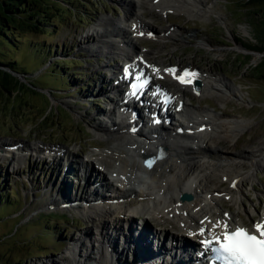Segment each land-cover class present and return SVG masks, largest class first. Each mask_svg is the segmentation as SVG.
<instances>
[{
    "label": "bare ground",
    "instance_id": "6f19581e",
    "mask_svg": "<svg viewBox=\"0 0 264 264\" xmlns=\"http://www.w3.org/2000/svg\"><path fill=\"white\" fill-rule=\"evenodd\" d=\"M144 1L149 3L152 11H158L163 15L171 11L180 14L183 13L182 10H187L188 13H185H190L189 15L200 13H195L194 6L190 4V1H193L197 7L196 0H131L136 7L132 12L133 16L128 15L129 18L126 16L120 20L122 26H115L116 23L119 24L117 21L104 18L103 23L110 26L112 31L107 33L104 29L99 30L97 33L99 38H108L96 42L98 46L91 47L93 50L90 48L92 51L89 52L95 55L101 49L99 53L121 57L128 63L130 69L134 68L151 75L152 88L145 94L147 95L145 105L155 111L145 113L139 108L131 107L133 98L130 90L124 88L125 86L118 87L115 102L109 106V111L113 114L111 118L109 117L110 123L108 122L105 127L98 122L94 124V131L106 142L107 150L92 152L78 163V160L74 162L72 152L55 147L47 152H50L48 156H56L55 158L64 161L62 175L57 172L58 162H46L45 165L49 166L42 164V167L34 168L32 170L34 172H31L32 177L43 188L37 197L40 195L50 197L45 204L70 203L76 208L87 205L77 211L89 224L93 223L97 234L84 232L74 240L75 245L70 242L67 248L69 258L67 264H193L196 259L193 249H197L196 255L202 250L200 243L202 238L222 235L225 231L224 224L228 225V230L244 228V221L239 213L234 212L231 220H228L222 212H215L209 208L208 202L224 206L223 201L228 202L233 194L240 199L246 197V185L254 180V172L264 170V147H255L256 150L251 154H232L231 151L226 152L223 150L227 149H222L226 141L218 136L225 135L224 137L230 140L231 134L245 131L247 127L245 124L227 113H212L208 106L189 105V102L193 101L190 100L191 87L179 84L174 79L176 75L166 71L173 68L146 59L147 51L138 46L144 40L146 30L153 24L143 15L141 6L145 5ZM112 26L119 27L120 30H115ZM160 34V41L172 37L169 31L164 30ZM132 47L137 50L133 51ZM105 66L110 67L111 64ZM121 67L125 70L123 66ZM191 69L196 73L194 79L201 82V90L197 92L198 98L194 101L201 104L209 91L222 92L224 89L236 96V89L223 75L196 66ZM124 81L125 78L122 76L118 83L123 84ZM154 86L161 87L160 91L167 90L171 93L176 98L175 105L183 104V114H188L185 115L188 116L187 126L182 122L174 124L178 118L175 115L168 117L171 121L166 122L172 125H168L167 128L156 124V120L162 115L160 111L163 105H160L159 97L152 95L155 92ZM223 99L222 96L219 97V100ZM212 107L217 109L214 104ZM147 114L150 115L146 117ZM154 114L160 115L159 118ZM179 117L187 121L183 115ZM104 121L107 122L108 119L105 118ZM96 124H100L98 125L100 127ZM161 131L166 137L159 136ZM258 138L259 135H256L252 141L246 142L245 139L241 143L248 147L254 146ZM2 147L0 144V159H3ZM30 149L40 156L45 154L37 143L28 142L16 144V147L10 146L5 153L13 160L19 161L26 158ZM40 150L44 153H39ZM158 150L164 151L167 157L159 161L152 170L145 169L142 162L147 159L144 155L157 154ZM245 163L249 165L245 167ZM80 164L82 177L78 187L69 183L72 188L70 190L66 188L64 182L68 180L67 175L79 169ZM93 166L99 175L95 176L93 171L91 172ZM145 175L150 179L148 183L141 179ZM112 177L117 178L119 187L112 186V190H109L108 181ZM226 183L229 184L228 187ZM133 188L138 190L134 191ZM185 193L191 194L194 199L191 202H182L180 197ZM99 201L101 203H98ZM202 212L206 213L205 217L200 215ZM245 214L249 218L253 217L252 211L245 210ZM138 218L142 220V226H136L135 220ZM262 219L264 212L258 213L256 222ZM149 221L161 223L162 228H158L156 232L151 231L148 227ZM201 229L205 230L204 235H201Z\"/></svg>",
    "mask_w": 264,
    "mask_h": 264
},
{
    "label": "rangeland",
    "instance_id": "374dc122",
    "mask_svg": "<svg viewBox=\"0 0 264 264\" xmlns=\"http://www.w3.org/2000/svg\"><path fill=\"white\" fill-rule=\"evenodd\" d=\"M74 1L76 0H71V2ZM143 3H145L141 6L143 15L154 25L151 26L159 31L167 27L173 35L171 39L163 41L160 39L141 41L138 47L147 51L148 61H155L164 67L176 68V70L179 67L191 68L193 66L199 69H210L215 74L223 75L236 89V96L226 92L225 89L222 92L209 91L205 94V99L201 104L194 101L198 98L195 89L190 88L189 91L190 100H193L189 102V105L208 106L212 113H227L247 126L244 132L231 134L232 139L230 140L225 138V135L218 136L226 141L222 149L227 150L223 151H231L232 154H251L256 150L255 147H264V84L259 83L254 74L247 72L248 69L257 70L264 55L242 49L235 39L241 38L242 41H247L250 35L254 34V27L259 25V20L252 15L255 12L253 8L246 6L241 0H196L197 7L193 1H190V4L194 6V12H200L199 14L188 16L186 14L188 11L182 10L183 13L180 14L171 11L163 15L158 11H152L149 3L145 1ZM85 4L91 7L92 15L89 22L86 24L78 22L74 17L76 11L68 3L70 13H67V19L70 21L67 25L61 24L54 29L57 37L48 36L46 38L53 48L57 46L62 49L63 46H72L74 54L69 55L67 59L59 55L61 62H83V65L74 71L87 75L81 81L86 82L88 79L90 88L86 87L83 93H79L80 97L69 95L63 98V95L59 93V96L55 97L53 92L48 90L41 91L24 85L19 87L13 81L7 85L0 77V143L4 145L3 159H0V182L8 183L7 185L13 186L18 192V195L12 194L15 197H12L13 200L18 201L17 207L7 209L3 215H0V264H67L69 243L72 242L71 244L75 245L74 240L84 232L96 233L92 226L93 223L89 224L77 211L78 209L74 208L75 211H69L73 214L68 216L59 213L49 216L51 212L45 213L49 212L48 210L52 207V205L45 204L50 197L48 195L37 197L43 188L32 177L31 172L36 165L39 169L44 162L48 163L49 160H45L43 155L31 159L35 157L32 154L31 157L16 161L10 155L5 154V150L10 146H16L21 142L37 143L44 150L49 147H62L72 152L76 157L74 162L76 159L87 158L92 152L107 150L106 142L95 133L94 124L98 122L105 127L111 121L109 117L111 118L113 114L108 113L107 109L114 101V95L110 86L117 79L107 78L110 74H106V71L116 72L121 76L122 58L99 53L101 49L97 54L92 55L89 50L91 47L96 48L98 45L95 43L99 40L108 38H99L97 34L99 30L104 29L107 33L112 31L110 26L103 23L104 18L117 21L119 24L116 23L115 26H122L120 20L122 21L126 16L128 18L133 16L132 12L136 7L131 0H89V3ZM91 12L88 11L89 14ZM112 28L119 29L113 26ZM214 28L218 30V38L208 39L206 32ZM27 37L38 41L44 40L46 36L29 34L28 36L23 35L21 39L25 40ZM213 40H217V43ZM85 45L88 46L83 48ZM131 49L135 51V48ZM249 55H251V61L248 60ZM108 63L111 64L110 67L105 66ZM36 74H44V72L39 71ZM36 78L37 76L34 77ZM16 79L23 84L26 82L20 76H16ZM31 83L36 84L34 80H31ZM124 85V82L120 84V88ZM39 86L44 89L48 87L46 84H39ZM5 88L10 89L11 93L5 91ZM221 96L223 100H219ZM93 101L97 102L95 105L98 104L101 107L88 111ZM212 104L216 105L217 109L212 107ZM104 115L107 117L103 118ZM105 118L108 119L107 122L104 121ZM98 125L96 124L100 127ZM254 135H259L254 146L248 147L241 143L245 139L246 142L252 141ZM202 149L206 150V148ZM81 165H79L80 169ZM248 165L245 163V167ZM94 173L97 174V172ZM254 175V180L246 185V197L240 199L233 194L228 202L223 201L224 206H216L208 202V207L215 212H222L228 220H231L234 212L239 213L244 221V227L252 229L258 219V213L264 212V170L256 171ZM47 176L49 177V174ZM45 183L48 182L45 181ZM64 184L67 187L66 181ZM228 186L229 184L226 183V187ZM50 188L51 185H49ZM14 189L8 187L6 190L3 189V192H11ZM245 210L252 211L253 217L246 216ZM39 214H44L45 217H40ZM200 215L205 217L206 213L202 212ZM53 220L56 221L55 224H58L57 227H63L56 236L60 246L50 245L44 236V226ZM135 224L142 226V220L136 219ZM148 227L156 232L158 228H162V224L149 221ZM92 240L95 244L94 238ZM50 251L54 254L47 256L46 253Z\"/></svg>",
    "mask_w": 264,
    "mask_h": 264
},
{
    "label": "trees",
    "instance_id": "16d2710c",
    "mask_svg": "<svg viewBox=\"0 0 264 264\" xmlns=\"http://www.w3.org/2000/svg\"><path fill=\"white\" fill-rule=\"evenodd\" d=\"M241 1L253 8L255 12L252 15L258 18L259 25L254 27L255 42L235 38L236 42L248 52L264 55V0ZM84 2L89 3V0L74 2L71 0H0V77L7 85L13 81L19 87L24 85L41 91L48 90L53 92L55 97L59 96L58 93L62 94L63 98L83 93L86 86L81 80L86 75L74 71L82 66L83 62H61L59 55L67 59L69 55H72V46H63L62 49L57 46L53 48L46 38L48 36L57 37L54 29L61 24L67 25L70 21L67 19V13H70L68 3L76 11L74 17L78 22L82 24L89 22L92 15L91 7ZM88 11L91 13L89 14ZM29 34L46 37L38 41L28 37L25 40L21 39L23 35L28 36ZM215 34L217 35L216 31ZM210 38L212 37L208 39ZM216 41L213 40L217 43ZM244 57L246 59V56ZM261 59L257 70L248 69L247 72L254 74L255 79L264 84V56ZM248 60L251 61V55L248 56ZM39 71H43L44 74L37 75ZM15 75L20 76L26 82L23 84L16 79ZM35 76H37L36 79H34ZM31 80H34L36 84L31 83ZM39 84H46L48 87L44 89ZM5 91L11 93L8 88H5ZM8 187L11 186L0 183V215H3L7 209L17 207L18 201L13 200L15 197L12 194L18 195V192L13 186L14 190L11 192H3V189L6 190ZM57 225L53 220L44 226L45 239H50L49 243L56 246H58L56 235L63 229ZM53 254L52 251L46 253L47 256Z\"/></svg>",
    "mask_w": 264,
    "mask_h": 264
},
{
    "label": "snow or ice",
    "instance_id": "6c2138e0",
    "mask_svg": "<svg viewBox=\"0 0 264 264\" xmlns=\"http://www.w3.org/2000/svg\"><path fill=\"white\" fill-rule=\"evenodd\" d=\"M135 27V26H134ZM144 35V33H140ZM166 71L175 73V69H167ZM126 74L130 75L126 69ZM142 75V74H141ZM189 70H184L183 74L178 77L181 83H191V79H186L195 76ZM136 79L139 81L140 76ZM146 81L134 83L131 85L132 95L143 87ZM148 166H151L149 163ZM225 231L221 237H216L215 240H201L203 247L210 251L213 264L219 261L220 264H264V219L254 223V232H249L248 229L237 227L234 230H228V225H223ZM204 229H201V235H204Z\"/></svg>",
    "mask_w": 264,
    "mask_h": 264
},
{
    "label": "water",
    "instance_id": "95a60500",
    "mask_svg": "<svg viewBox=\"0 0 264 264\" xmlns=\"http://www.w3.org/2000/svg\"><path fill=\"white\" fill-rule=\"evenodd\" d=\"M197 89H199V85L197 84ZM182 202H190V201H192L193 200V198H192V196L191 195H188V194H184L183 196H182ZM49 214V213H48ZM54 214H56V213H50V215L49 216H52V215H54ZM48 216V217H49ZM40 217H45V215L44 214H41L40 215ZM109 260H110V258H109Z\"/></svg>",
    "mask_w": 264,
    "mask_h": 264
}]
</instances>
